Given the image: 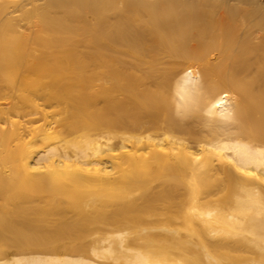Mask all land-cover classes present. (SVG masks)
Segmentation results:
<instances>
[{
	"label": "bare ground",
	"instance_id": "obj_1",
	"mask_svg": "<svg viewBox=\"0 0 264 264\" xmlns=\"http://www.w3.org/2000/svg\"><path fill=\"white\" fill-rule=\"evenodd\" d=\"M0 264H264V0H0Z\"/></svg>",
	"mask_w": 264,
	"mask_h": 264
},
{
	"label": "rangeland",
	"instance_id": "obj_2",
	"mask_svg": "<svg viewBox=\"0 0 264 264\" xmlns=\"http://www.w3.org/2000/svg\"><path fill=\"white\" fill-rule=\"evenodd\" d=\"M42 100V99H41ZM151 230H156V229H151ZM135 232H132L130 230H127V229H122L120 230L119 232H116L113 236L114 240L117 242L118 240H120V238H127L131 235H133ZM113 244V243H112ZM100 250H102V253H104L106 256L108 254L107 252V247H104V248H100ZM132 254L135 253L136 251H138L137 249H132V250H129ZM149 252L153 253V254H156L157 257H161V255H164L162 253V249L159 247V246H156V245H153L151 247H149ZM146 254H148V252L146 251ZM91 257L95 258L96 256L93 255L92 253H90ZM102 257V256H99V257H96L100 260H110L109 257ZM131 256V255H130ZM90 258V257H89ZM153 258H155V256H153Z\"/></svg>",
	"mask_w": 264,
	"mask_h": 264
}]
</instances>
